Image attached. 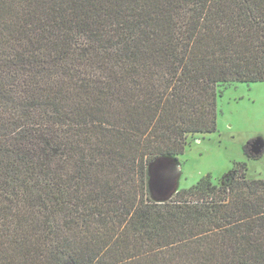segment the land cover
I'll list each match as a JSON object with an SVG mask.
<instances>
[{
	"label": "trees",
	"instance_id": "obj_1",
	"mask_svg": "<svg viewBox=\"0 0 264 264\" xmlns=\"http://www.w3.org/2000/svg\"><path fill=\"white\" fill-rule=\"evenodd\" d=\"M237 83H264V0H0V264H264L245 165L149 191Z\"/></svg>",
	"mask_w": 264,
	"mask_h": 264
},
{
	"label": "rangeland",
	"instance_id": "obj_2",
	"mask_svg": "<svg viewBox=\"0 0 264 264\" xmlns=\"http://www.w3.org/2000/svg\"><path fill=\"white\" fill-rule=\"evenodd\" d=\"M217 130L186 139L183 155L162 158L150 168L149 191L154 201H171L209 176L220 185L235 165L246 166L247 177L264 180V83L231 84L219 88ZM255 139L249 158L244 147ZM173 200V199H172Z\"/></svg>",
	"mask_w": 264,
	"mask_h": 264
}]
</instances>
